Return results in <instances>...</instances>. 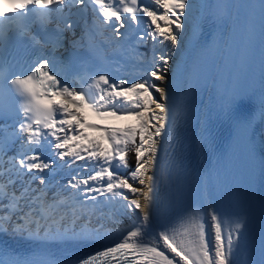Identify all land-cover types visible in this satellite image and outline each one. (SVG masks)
Here are the masks:
<instances>
[{
	"label": "snow or ice",
	"instance_id": "6c2138e0",
	"mask_svg": "<svg viewBox=\"0 0 264 264\" xmlns=\"http://www.w3.org/2000/svg\"><path fill=\"white\" fill-rule=\"evenodd\" d=\"M152 2L154 8L146 6L142 0H13L11 12H0L2 25L36 12L45 16L61 13L68 5L80 9L91 4L93 13L112 30L117 40L126 38L123 29L138 28L135 47L137 55H142L143 72V77L134 81L113 79L106 73L96 74L86 87L77 88L56 70L58 61L47 55L36 57L21 73L0 77V83L7 81L4 86L15 89L24 101L22 120L20 110L5 113L0 103V120L4 121L0 125V181L3 182L0 183V212L17 217V223L23 221L20 225L23 230L24 224L38 225L44 219L40 209L46 197L56 200L69 192L82 209L89 203L93 206L101 203V198L109 203L111 198H119L120 211L134 217L132 229L120 242L86 257L74 258L78 264H95L101 256L112 257V264H121L122 255L125 264H233V246L239 240L240 225L236 224L235 228L226 225L225 235L216 208L202 209L210 217L211 237L204 227L205 221L194 224V232L189 228L183 233L177 230L176 221L187 209L153 224L151 208L158 195L153 169L172 116L167 90L170 62L196 4L194 0ZM141 24L143 29H139ZM75 26L69 21L65 31ZM149 40L151 59L147 52L138 51L141 47L147 48ZM157 45L161 47L157 49ZM3 71L0 63V74ZM154 92L159 93L158 98ZM224 107L225 115L231 116V106ZM84 109L104 123H89L83 115ZM9 119L12 123H7ZM109 120L136 123L117 126L107 123ZM90 130L99 135L90 136ZM6 136L12 137L9 143L5 142ZM45 148L51 149L55 159L44 160ZM133 150L134 166L127 159ZM57 160L68 166L83 160L85 171L88 163L95 161L97 170L87 175L77 172L52 185L49 175L54 174ZM37 180L39 186H35ZM129 194L135 198H130ZM191 215L193 219L199 218L198 212ZM153 228L158 231H150ZM150 235L152 239L145 240ZM83 236L91 239L88 234ZM161 245L172 255H166ZM0 264H36V261L20 258L14 250L0 248Z\"/></svg>",
	"mask_w": 264,
	"mask_h": 264
},
{
	"label": "bare ground",
	"instance_id": "6f19581e",
	"mask_svg": "<svg viewBox=\"0 0 264 264\" xmlns=\"http://www.w3.org/2000/svg\"><path fill=\"white\" fill-rule=\"evenodd\" d=\"M200 1L201 0H194L196 7L193 9V12L188 20L187 25L185 26V32L183 34L182 42L178 46L177 51L173 54L172 60L170 62V71H169V80L167 90L169 93V100L168 105L175 104L177 100L176 89L177 83H179L180 75L184 68V61L183 59V49L186 47V44L190 42L191 37V30L193 28V17L198 12L200 8ZM150 8H154L155 5L153 4L152 0H150ZM144 27V26H143ZM143 29V28H142ZM128 36H126L127 38ZM120 41V45L123 47L126 45L125 39ZM106 62L102 64L99 70V74H108L113 79L124 78L130 81H134L136 79H140L143 77V73L128 74V71L123 66V63L127 61V57L123 60L119 56V51L117 48L109 49L105 53ZM140 56L135 55L132 56L130 54V59L132 58L135 60ZM142 58V57H141ZM125 61V62H122ZM140 62L141 60H135ZM158 83V82H157ZM154 96L157 98L159 97V93L154 92ZM84 117L93 123H104L96 118V116L88 111L87 109L83 110ZM263 113H264V103H263ZM264 117V115H263ZM127 121H113L109 120L107 123H115L117 126L125 125ZM164 138V136H163ZM162 138V140H163ZM161 147L162 141L160 143V149L158 153V161L156 167L153 169L156 178V186L158 190V195L156 196L155 202L151 208V214L153 218V224L164 222L172 218L171 209L167 206V185L164 178V161L162 160L161 156ZM46 157V155H45ZM44 157V160L48 159H55V157L51 154V149H49V154L47 158ZM63 161L57 160V165ZM81 161H76L71 163V166L68 168H75L78 167ZM64 169V166H63ZM76 173V172H75ZM48 175L47 173H45ZM74 174V173H73ZM53 179V183L57 181L58 178H52V175H49V180ZM51 182V183H52ZM138 186V185H137ZM130 198L132 197L131 194ZM49 200L47 197L43 201V208L40 211V215L44 217L39 221V224L36 223H28L24 224L23 230H20V225L23 224V221L17 223V219L8 215L7 212H0V228L3 229L4 227L7 229L9 234H18L22 237L31 238V239H49V240H64V239H85L83 234H88L91 236V239L86 240H109V241H121L123 236L126 235L127 231L131 230L134 223V217L132 214H123L120 211V204L117 203L116 205L107 207L102 214H95L92 209H86L81 211L80 213H69V214H62L56 213L52 214V212L46 210L45 203ZM139 223V221H137ZM207 226L209 231V236L211 237V227H210V217L207 219ZM177 230L181 233L184 232V229L181 225L176 222ZM152 232L158 231L157 229L153 228L150 230ZM99 233V235H95ZM187 237H185L186 239ZM152 239V236L145 237V240ZM161 250L165 251L166 255L171 256L172 254L167 252L166 249H163L161 245Z\"/></svg>",
	"mask_w": 264,
	"mask_h": 264
},
{
	"label": "rangeland",
	"instance_id": "374dc122",
	"mask_svg": "<svg viewBox=\"0 0 264 264\" xmlns=\"http://www.w3.org/2000/svg\"><path fill=\"white\" fill-rule=\"evenodd\" d=\"M123 40L124 39H122L121 41H123ZM126 46L127 45H124L123 48ZM160 47H161L160 45H157V49H159ZM150 48H151V41L149 40V45L146 48V50L141 48L139 53L143 54V53L147 52L149 59H151V52L149 51ZM129 53L132 56L137 55V53L133 54L132 48L129 50ZM141 57H142V55L140 57L136 58L135 60H141L142 59ZM126 60H127L126 62L125 61H122V62H125V64L123 63V66L128 71V74H132V72H134V74H136V72L138 74L143 73L141 71V68H140V62H137V61L133 60L132 58L130 59V55L127 56ZM83 115H84V113H83ZM88 122L93 123L90 121H88ZM135 123H136L135 121L129 120L125 125L135 124ZM122 126H124V125H122ZM89 135L90 136H97V135H99V133H97L93 130H90ZM62 163H63L62 166H64V169H62V172H59V171L56 172L55 171L54 174H52V178H58L57 181L66 180L71 175H74L77 172L81 173L82 175H87V174H90L92 171L97 170L95 161H91L88 163L87 171H85V168H84L85 161H83V160L81 161V163H79L78 167H75V168H68V165H66L64 162H62ZM100 163H103V161H101ZM121 172L126 174L124 169H121ZM52 181H53V179H51V182ZM52 185H56V181L54 183L52 182ZM57 188H58V186H57ZM70 191H75V190H70ZM47 198L49 200H47V203H45L46 210L52 212V214H56V213L69 214V213H73V212L80 213L81 211H84L86 209H92L93 212H95V214H102L103 211H105L107 209V207L116 205L118 203V200H119V198H111V203H109L108 200H104L103 198H101V203L96 204L95 206H93L91 203H89V205L86 209H82L79 206V203L75 202L72 199L69 192H64L61 196L57 197L56 200H52L50 198V196ZM50 205H51V207H49ZM8 215H10V214L8 213ZM12 217H14L15 219L18 220L17 217H15V216H12ZM33 219H35V218H33Z\"/></svg>",
	"mask_w": 264,
	"mask_h": 264
},
{
	"label": "trees",
	"instance_id": "16d2710c",
	"mask_svg": "<svg viewBox=\"0 0 264 264\" xmlns=\"http://www.w3.org/2000/svg\"><path fill=\"white\" fill-rule=\"evenodd\" d=\"M127 159L129 161V163H131L133 166L135 164V154H134V150L129 152L127 155ZM125 171V170H124ZM126 172V171H125ZM125 174V173H124Z\"/></svg>",
	"mask_w": 264,
	"mask_h": 264
}]
</instances>
